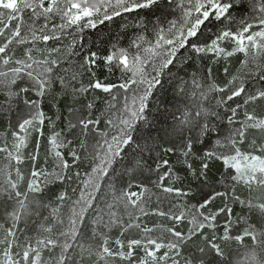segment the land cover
Listing matches in <instances>:
<instances>
[{
  "label": "snow or ice",
  "instance_id": "1",
  "mask_svg": "<svg viewBox=\"0 0 264 264\" xmlns=\"http://www.w3.org/2000/svg\"><path fill=\"white\" fill-rule=\"evenodd\" d=\"M0 121V264H264V0H0Z\"/></svg>",
  "mask_w": 264,
  "mask_h": 264
},
{
  "label": "trees",
  "instance_id": "2",
  "mask_svg": "<svg viewBox=\"0 0 264 264\" xmlns=\"http://www.w3.org/2000/svg\"><path fill=\"white\" fill-rule=\"evenodd\" d=\"M110 27H111V31L109 30V27L100 26V28H98L96 32L89 33V40H88L89 44H92V42L95 41V47L102 53L107 52L111 48V43H116L117 39L119 41L120 46L127 47L129 44V41L132 38L131 30L124 32L123 30L115 27L114 25ZM101 29H102V33H101ZM223 66H224L223 62L216 64V65H212L214 75L217 78V80L220 82H223L226 79L223 73ZM238 66H239V58H233L230 71H233ZM104 75H108V74L105 72ZM118 77H119V72H117L115 75L109 76V80L112 82H116ZM48 109H49V105L46 104L45 110H48ZM2 128H3V121H0V130H2ZM47 131H48L47 128H45L46 134H47ZM43 143H46V141H44ZM59 187H60L59 185L54 186V188H59ZM237 190L238 192L241 191L240 188H238ZM245 194H246V191H245ZM157 219L158 218H155V217L151 218V220L153 221ZM233 248L235 249L236 246L234 245Z\"/></svg>",
  "mask_w": 264,
  "mask_h": 264
}]
</instances>
